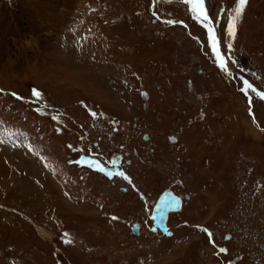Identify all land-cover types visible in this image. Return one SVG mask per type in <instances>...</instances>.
I'll return each instance as SVG.
<instances>
[{"label": "rangeland", "instance_id": "374dc122", "mask_svg": "<svg viewBox=\"0 0 264 264\" xmlns=\"http://www.w3.org/2000/svg\"><path fill=\"white\" fill-rule=\"evenodd\" d=\"M235 6L205 5L227 71L183 0H69L36 33L19 6L0 9V129L35 150L0 146V264H264V0L229 37ZM82 131L128 152L146 204L67 165ZM165 188L190 200L159 237L146 205Z\"/></svg>", "mask_w": 264, "mask_h": 264}, {"label": "snow or ice", "instance_id": "6c2138e0", "mask_svg": "<svg viewBox=\"0 0 264 264\" xmlns=\"http://www.w3.org/2000/svg\"><path fill=\"white\" fill-rule=\"evenodd\" d=\"M183 3L190 5V11L193 13L194 18L197 22H199L202 26L205 27L206 33H207V40H208V47H210L212 55L214 56L217 67H219L221 70L227 71L225 66V57L221 55L219 44L220 41L217 38L215 29L211 26L214 22L210 18L209 11L206 10V0H183ZM248 3V0H236V6L234 9V14L230 15L228 18V24L225 31L227 32V35L229 37L235 36V28L236 23L238 19L240 18L245 5ZM169 24L176 23L175 21H167ZM227 49L231 50V44L229 43L227 45ZM244 88L241 89V91H245L247 88H251V85L247 83V81L244 82ZM254 91V89H253ZM245 94L247 95V92L245 91ZM260 99L264 100V95H260ZM2 143V141H0ZM108 175H111L109 173ZM120 175H123L122 173ZM178 202L176 200H165L163 202V207L165 208H174ZM113 219H117L116 217H113ZM223 251V249H221Z\"/></svg>", "mask_w": 264, "mask_h": 264}, {"label": "bare ground", "instance_id": "6f19581e", "mask_svg": "<svg viewBox=\"0 0 264 264\" xmlns=\"http://www.w3.org/2000/svg\"><path fill=\"white\" fill-rule=\"evenodd\" d=\"M6 1L9 0H0V9H5L7 5L8 8H16V5L17 7L19 6L23 14L27 17L26 29L31 33H36L42 28L43 30L46 29L47 23H50V26L60 25V22L66 17L65 7L69 0H11L8 4H6ZM51 1L54 3V6L50 4ZM52 16L54 17L52 18ZM4 19L5 18L2 19V23ZM0 26L2 25L0 24Z\"/></svg>", "mask_w": 264, "mask_h": 264}, {"label": "water", "instance_id": "95a60500", "mask_svg": "<svg viewBox=\"0 0 264 264\" xmlns=\"http://www.w3.org/2000/svg\"><path fill=\"white\" fill-rule=\"evenodd\" d=\"M143 139H146V136H143ZM173 199L178 202L174 208H165V207H163V202L165 200H173ZM178 208H179V200H178V198H174L168 192L164 193L163 195H161V197L159 198L155 208L153 209V211L151 213V220H152V226H153L152 231L158 230L162 234H164L165 236H168L169 233L166 232V227H165L166 213L169 212V211H175ZM134 232H135V230H134Z\"/></svg>", "mask_w": 264, "mask_h": 264}, {"label": "flooded vegetation", "instance_id": "af4514ba", "mask_svg": "<svg viewBox=\"0 0 264 264\" xmlns=\"http://www.w3.org/2000/svg\"><path fill=\"white\" fill-rule=\"evenodd\" d=\"M88 135V134H87ZM89 136H86L84 139H83V136H81L80 138H79V142L82 144V142H85L87 139H89L88 138ZM91 139V138H90ZM99 138H97V140L95 139V140H91L90 141V145H89V147H97V146H99ZM83 146V145H82ZM86 146H88V143H87V145ZM84 174H89L90 175V172H87V173H85L84 172ZM119 183V182H118ZM115 184H116V180L115 181H113V186H115ZM177 195H179L180 197H183V193H181V194H179V193H176ZM144 197H145V195H144ZM145 200H146V197H145ZM188 200H190V197H189V195H188ZM154 202V201H153ZM184 205H186V202L182 205V207H181V210L183 209V207H184ZM180 210V211H181ZM179 211V212H180ZM176 213H174V214H170V215H168V219H169V217H172V216H174ZM166 225H167V227L169 228V221H166ZM170 230V229H169ZM139 232H140V229H139ZM138 232V233H139ZM156 236L158 235L159 237H160V233H159V231H156V234H155ZM161 238H163V237H161ZM226 241H229V240H226ZM223 255H227V249H226V253L225 254H223ZM238 261V259H235L234 261H232L231 262V264H236V262ZM227 263H229V261L228 262H226V264Z\"/></svg>", "mask_w": 264, "mask_h": 264}]
</instances>
